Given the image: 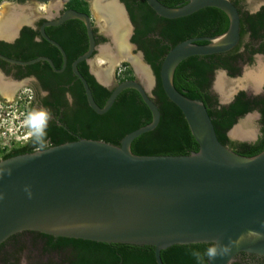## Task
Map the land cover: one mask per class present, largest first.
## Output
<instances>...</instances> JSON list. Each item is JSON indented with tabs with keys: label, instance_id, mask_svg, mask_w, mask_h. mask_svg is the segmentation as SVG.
<instances>
[{
	"label": "water",
	"instance_id": "water-1",
	"mask_svg": "<svg viewBox=\"0 0 264 264\" xmlns=\"http://www.w3.org/2000/svg\"><path fill=\"white\" fill-rule=\"evenodd\" d=\"M114 1L122 6L129 31L132 30L126 6L120 0ZM146 1L158 15L168 19L186 17L206 7L219 8L229 17L230 25L225 33L179 42L169 50L160 68L163 89L183 112L199 151L187 155H139L132 151L133 141L154 130L161 120L159 105L151 94L156 76L140 51L139 57L150 72V85L132 64L138 79L118 83L101 107L78 68L83 61L94 65L98 45L92 16L72 8L61 12L62 4L53 14L42 15L46 20L40 27L43 38L62 54V68H57L48 56L18 60L0 53V58L22 66L44 61L55 72H62L68 66L67 53L59 42L49 37L46 28L79 19L86 26L89 47L72 62V69L84 85L90 107L98 114H105L124 90L132 88L147 104L152 121L126 134L119 145L79 137L76 141L1 159L0 245L15 234L38 231L56 237L154 246L157 264H165L161 251L176 244H214L217 254L210 257L208 264H232L242 252L264 255V150L245 156L223 144L206 105L187 97L174 84L176 68L185 59L225 53L238 45L239 10L231 0H189L177 7H169L160 0ZM127 37L132 46L129 34ZM202 41L207 43H199ZM257 58L264 63V54H258ZM256 66L246 65L243 74L237 77L228 76L225 70H219L218 75L235 84L242 82L245 74ZM97 78L109 85L98 75ZM216 82L214 88L223 104L231 103L240 90L252 95L264 90V83L258 88L245 83L234 85L224 97ZM253 115L257 114L252 112L240 118L229 130V137L256 141L258 131L246 138L233 134Z\"/></svg>",
	"mask_w": 264,
	"mask_h": 264
},
{
	"label": "trees",
	"instance_id": "trees-1",
	"mask_svg": "<svg viewBox=\"0 0 264 264\" xmlns=\"http://www.w3.org/2000/svg\"><path fill=\"white\" fill-rule=\"evenodd\" d=\"M122 1L126 4L135 25V34L131 41L143 50L157 77L153 93L161 111L159 125L136 138L132 143V151L139 155H187L199 151V144L183 112L168 98L163 89L160 68L169 50L179 42L192 37L225 33L230 25L228 15L219 8L206 7L186 17L168 19L158 15L146 0ZM160 1L169 7H177L189 0ZM68 4L69 8L89 13L87 0H70ZM46 31L65 49L68 56L67 68L63 73H57L44 61L28 65L26 68L29 74H43L41 80L44 88L51 92L52 99H46L45 103L52 110L68 105L65 97L67 91H72L76 103L69 112L66 110L62 113V124L47 121V124L42 125L41 122L40 130L31 138L32 149L28 152L76 141L79 137L119 145L126 134L152 121L150 109L135 89L124 90L107 113L98 114L90 107L83 88H67L66 85L76 78L72 62L89 47L87 29L83 21L71 19L60 26L47 27ZM240 33L241 39L249 35L250 40L225 53L192 56L182 61L176 68L174 84L187 97L202 101L206 105L218 138L223 144L239 154L254 156L264 150V94L251 96L245 91H240L232 103L220 105L217 95L210 89L216 70L225 69L231 77H237L241 75L239 61L252 62L253 55L264 54V7L254 15L242 16ZM38 34L40 35L31 28H25L19 39L21 51L15 57L31 60L48 56L57 68H62L63 57L60 51L45 39L35 42L34 38ZM125 65L128 66L129 63ZM78 68L88 80L96 102L103 107L112 90L96 81L90 74L86 61L79 63ZM134 78V75H130L124 79ZM54 80H57L56 85L53 84ZM256 109L261 112L259 138L255 142L232 140L228 135L229 130L240 118ZM24 150H18L8 157L22 154ZM209 248H214V244H176L162 250L161 257L165 264H208ZM27 249L37 251L38 255L46 257L47 263L50 264H157L154 246L56 237L38 231L15 234L0 245V264H20V256ZM193 252H199L202 258L198 259Z\"/></svg>",
	"mask_w": 264,
	"mask_h": 264
},
{
	"label": "flooded vegetation",
	"instance_id": "flooded-vegetation-1",
	"mask_svg": "<svg viewBox=\"0 0 264 264\" xmlns=\"http://www.w3.org/2000/svg\"><path fill=\"white\" fill-rule=\"evenodd\" d=\"M31 1L32 0H2L0 2V6H2L3 4H7L8 5L7 8H9V9L10 8H14V10L16 9L19 12H23V14L25 12L26 13H30L31 16H32L31 19H36V17H37V19L35 20L34 24H31L30 22L33 21V20H30L28 22H23V24L21 26H18L19 24H21L20 22H18L15 25V30H18V32L15 31L12 34L11 37H5V36H1L0 35V53L1 54L5 55V56H8L10 58H14V59H18V60H24V59H21V58H17L15 56L19 55V53L21 51V46L19 44V39L22 37L23 30L25 28H31L34 31L40 33V35L38 34L34 38L35 42H42L43 39H45L41 35L40 27L45 22L46 19L44 17H42L41 15H38V14H36L35 12H33L31 10V6H30ZM120 1L122 3H124L122 0H120ZM231 1L238 8L241 18L244 15H254L257 12H259L262 9V7H264L263 0H231ZM124 5L126 6L125 3H124ZM126 9L128 11L129 17L131 19V15L129 13V10H128L127 6H126ZM63 11L64 10L61 9V12H63ZM88 14H90V13H88ZM92 20H93V18H92ZM41 21H44V22H41ZM131 21H132V19H131ZM93 23L95 25L94 33H95L96 42H97V45H98V49L95 51V54L93 56V59H95V58H97L96 56H97V53L100 51V48H101V50H104V48H108V47L115 48V43L112 42V39H111L110 35L107 34L106 30L101 32L99 27L97 26V24L94 22V20H93ZM132 24H133V21H132ZM17 27L19 29H17ZM134 34H135V25L133 24L132 33H131V39L130 40H132ZM249 40H250V36L248 35V36L244 37L243 39H240L238 45L240 43H246ZM133 44L136 45V47H137V49L139 51L143 52V50L139 49V45L137 43H133ZM143 54H144V52H143ZM258 54H260V53H257L255 55H253L252 62H249V61L241 62V61H239V66L241 67V75L243 74V71H244V68H245L246 65L256 66L257 64H259L258 63L259 60L257 58ZM11 55H13V56H11ZM144 57H145V54H144ZM145 60H146V58H145ZM127 61L132 65V62L129 59H126V60H124L122 62H127ZM87 64L89 65L90 74L94 76V78L96 79V81L99 84L107 87L110 90H112V88L115 87L118 84V83H116V84L113 83V80H112L113 77H111V81H110V83H108L109 85L106 86V85L102 84L99 81V79L97 78L96 72L92 71L91 64L89 62H87ZM149 65L151 66V68H152V70L154 72V69H153L152 65L151 64H149ZM219 70H225V69L216 70V72L214 74V77H213V83H212L210 89H211V92L214 95H217L220 105H229L230 103L229 104L221 103L220 96H219V94L216 92V90L214 88L215 81L217 80V73H218ZM133 71H134V74H135V78L134 79H138V75H137L134 67H133ZM225 71L227 72L228 76H230L229 72L227 70H225ZM63 72L64 71L57 72V73H63ZM97 74H98V70H97ZM154 74H155V72H154ZM41 76H43V74H40V75H38V74H29V71L26 68V66L12 64V63H9V62H7V61H5V60L0 58V77L2 79H4V80L10 81L15 86L19 85V88H18L17 92L20 89L23 88L22 87L23 85L27 86V87H25V89H30L31 90V95H27L26 97H24V99L26 100L25 102H22L23 98H21L20 102H17V104L20 105L19 108L15 107L16 105L13 104L14 100L8 101L7 98L3 97L2 93H1V90H0V98L2 99V101L4 103V106L0 109V159L6 158V157L12 155L13 153H15L18 150L25 149L23 153H27L28 151H30L32 149L31 138L37 133V131L40 130L39 126H40L41 122H43L42 125L47 124V121H56L58 124H62L61 123V117L63 116L62 113L64 111H66V110L69 112L70 109L75 106L76 97L74 96L72 91H67L65 93V97H66V100L68 102V105L66 107H60L59 109L52 110L51 107L47 106L46 103H45V100L46 99L52 100L51 97H50L51 92L49 91V89H45L44 88V83L41 80ZM115 81L117 82V80H115ZM56 83H57V80H54L53 84L56 85ZM88 84H89V82H88ZM156 84H157V77H156L155 85L152 88V92H151V94L153 96V99H155V96H154L153 92H154V89L156 87ZM66 86H67V88H71L72 87L75 90L83 88L84 91H85V88H84V85H83L82 81L77 76H76V78H74L72 80V82L70 84H67ZM89 86H90V84H89ZM240 91H245V90H240ZM245 92L247 93V91H245ZM85 94H86V91H85ZM263 94H264V90H263L262 93H260L258 95H252V94H248V95L259 96V95H263ZM27 99H30V100H27ZM27 102H28V104H27ZM15 110L16 111H21V113H22L21 117H26V115L28 114L31 124L30 123L20 124L19 131L17 132V137H15L10 142H4L2 140V135L7 133L8 129H9L7 121H9L11 119V116L13 115V113L15 114ZM58 111L61 112V114H56V113H58ZM54 112H56V113H54ZM250 113H252V112H250ZM253 113L257 114L256 115L257 123H258L257 131L259 132V134H258V138H259V136L261 135V122H260L261 121V112L258 109H256V110L253 111ZM40 114H43V116H42V119L39 120L38 122L35 119H32V116L36 117V116H40ZM20 122H21V120H20V117H19L18 120L16 121V123L19 124ZM16 123L15 124L13 123V124L16 125ZM20 137L23 138L24 140L20 139ZM234 141L243 142V141H239V140H234ZM232 264H264V255H257V254H251V253L242 252V253H239L236 256V258H235V260H234V262Z\"/></svg>",
	"mask_w": 264,
	"mask_h": 264
},
{
	"label": "bare ground",
	"instance_id": "bare-ground-1",
	"mask_svg": "<svg viewBox=\"0 0 264 264\" xmlns=\"http://www.w3.org/2000/svg\"><path fill=\"white\" fill-rule=\"evenodd\" d=\"M62 4V1H54L49 4H45L44 6L41 5L40 8L51 15L54 11L60 8ZM95 4L98 14L106 22V31L115 42V48L108 47L102 50L106 58L102 60L100 59V62H104L109 66L105 69H100L98 71V74L95 70L96 74L99 75L98 77H100V80L105 83H110L114 68L119 65L120 62L129 59L143 81H145L146 84L150 85L151 76L147 66L143 63L142 59L138 55L133 54L131 44H129L126 40L128 34H123V31L129 27L122 6L114 0H96ZM25 13L23 14V12H19L16 9L10 10L9 12L2 11V13L0 14V35L11 37L15 32V25L18 22L21 23L18 26H21L23 22L33 20L31 19L32 16L30 13ZM121 38L129 45L121 41ZM245 83L253 88H258L262 83H264L263 62L259 61L258 66L254 70L248 71L245 74V78L242 82L238 81L235 84H230V82L223 75H218L216 88L224 97H227L234 85L240 86L241 84ZM18 88L19 85L15 86L10 81H6L0 77L1 93L9 101H12L14 99ZM233 134L238 137L246 138L254 136L255 132L254 129L250 127V124L246 122L244 125L238 126L233 131Z\"/></svg>",
	"mask_w": 264,
	"mask_h": 264
},
{
	"label": "rangeland",
	"instance_id": "rangeland-1",
	"mask_svg": "<svg viewBox=\"0 0 264 264\" xmlns=\"http://www.w3.org/2000/svg\"><path fill=\"white\" fill-rule=\"evenodd\" d=\"M69 1L70 0H68V2L63 4V6L61 8L62 10L70 9L69 8V4H68ZM87 1L89 3V7H88L89 13L92 16L94 22L97 24V26L99 27L101 32L106 30V27H107L106 22H105V20L103 18L100 17V15L98 14V11L96 9V4H95L96 0H87ZM263 2H264V0H263ZM41 5L44 6L45 4H40V3H37L35 1H31V3H30L31 10L33 12H35L36 14L42 16V15L47 14V12L40 8ZM7 6H8L7 4H3L2 6H0V14L2 13V11L9 12L10 10H14L13 8H10V9L7 8ZM131 33H132V30L129 31V28H127V29H125L123 31V34H129V39H131ZM120 40L123 41L124 43L128 44L122 38ZM120 40H119V42H120ZM131 47H132L131 49H132L134 55H138L139 56V52L140 51L137 49V47L133 46V44H132ZM96 57L97 58H95L93 60L94 61V65H93L92 69L94 71L95 70L99 71L100 69H105V68H107L109 66L108 64H105L104 62H100V59L102 60V59L106 58V56L103 54L102 50H100L97 53ZM125 63H129V62L128 61L127 62H121L119 65H117L114 68V70H113L114 72L112 73V77H113L112 80H113L114 84L122 82V80L124 78H126L127 76L134 75V77H135V74H134V71H133V65H131L129 63V65L127 66V65H125ZM217 75H218V73H217ZM115 80H117V82ZM6 81H8V80H6ZM22 87H23L22 89H20L18 92H16V94L14 96V99H13L14 100L13 104H15L16 105L15 107H17V108L20 107V105L17 104V102H20L21 98H23L22 102H25L26 100L24 99V97H26L27 95H31V90L30 89H25V87H27L26 85H23ZM151 92H152V89H151ZM27 100H30V99H27ZM27 104H28V102H27ZM3 106H4V103H3L2 99L0 98V109ZM21 116H22L21 111H16L15 110V114L13 113V115L11 116V119L9 121H7L9 129H8L7 133L2 135V140L4 142H10L15 137H17V132L19 131L20 124L30 123V119H29L28 114L26 115V117H21ZM19 117H20L21 122L19 124H17L16 121L18 120ZM246 122L250 124V127L254 129V132L257 131L258 123H257L256 115H253L252 117H250ZM13 123L14 124L16 123V125H14ZM20 139L24 140L21 137H20ZM47 260L48 259L46 257H40L38 255L37 251L28 250V249L23 251V253L20 256V264H50V263H47Z\"/></svg>",
	"mask_w": 264,
	"mask_h": 264
},
{
	"label": "clouds",
	"instance_id": "clouds-1",
	"mask_svg": "<svg viewBox=\"0 0 264 264\" xmlns=\"http://www.w3.org/2000/svg\"><path fill=\"white\" fill-rule=\"evenodd\" d=\"M43 114H40V116H36L34 117V119L38 122L39 120L42 119ZM217 254V251L215 248H209L207 250V255L211 258H214L215 255ZM193 255L196 256L198 259H201L202 257L200 256L199 252H193Z\"/></svg>",
	"mask_w": 264,
	"mask_h": 264
}]
</instances>
